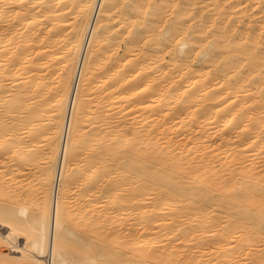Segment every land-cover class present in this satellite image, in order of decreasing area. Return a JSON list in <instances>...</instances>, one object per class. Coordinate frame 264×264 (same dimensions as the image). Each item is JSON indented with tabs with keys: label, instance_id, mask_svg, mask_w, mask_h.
I'll return each mask as SVG.
<instances>
[{
	"label": "bare ground",
	"instance_id": "1",
	"mask_svg": "<svg viewBox=\"0 0 264 264\" xmlns=\"http://www.w3.org/2000/svg\"><path fill=\"white\" fill-rule=\"evenodd\" d=\"M0 264H264V0H0Z\"/></svg>",
	"mask_w": 264,
	"mask_h": 264
},
{
	"label": "rangeland",
	"instance_id": "2",
	"mask_svg": "<svg viewBox=\"0 0 264 264\" xmlns=\"http://www.w3.org/2000/svg\"><path fill=\"white\" fill-rule=\"evenodd\" d=\"M74 85H76V81H75V84ZM93 157L94 158H96V160L98 159H100V156H99V154L97 155L96 153L95 154H93ZM56 200V198H55V195H54V201Z\"/></svg>",
	"mask_w": 264,
	"mask_h": 264
}]
</instances>
